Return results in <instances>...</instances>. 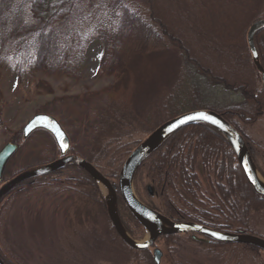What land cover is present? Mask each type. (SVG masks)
I'll use <instances>...</instances> for the list:
<instances>
[{
    "label": "trees",
    "instance_id": "16d2710c",
    "mask_svg": "<svg viewBox=\"0 0 264 264\" xmlns=\"http://www.w3.org/2000/svg\"><path fill=\"white\" fill-rule=\"evenodd\" d=\"M230 13L236 17L227 27L223 24L227 22L221 19ZM214 18L221 21H213ZM260 19H264V0H0V67L8 65L15 69L19 82L25 76L33 78L35 73L56 81H79L87 45L94 40L101 43L96 77L113 81V86L104 91H118L122 85L126 88L130 83L127 97L130 111L121 110L124 113L114 116L106 114V121L96 115L101 118L97 121L102 128H95L91 138L81 145L71 144L68 154L83 158L111 182L112 175H118L124 162L118 155L125 153L126 159L141 142L132 140L133 135H148L161 124H156L161 116L163 123L184 112L210 109L244 136V129L264 118L260 77L252 65L245 41L248 24ZM254 41L264 68V31L256 34ZM169 59L175 62L176 81L173 85L171 82L160 84V79L168 73L165 71ZM34 87L37 94L53 93L51 86L42 80ZM200 90L211 94L218 90L223 93V100L220 104L207 102L199 107L192 103L185 107V99L179 100L176 96L201 94ZM136 94H150L153 102L161 101V108L150 112L135 111L141 102ZM99 95L87 93L80 98L88 101ZM2 128L0 120V130ZM32 138L41 140L38 158L13 171L10 162L22 146L17 145L16 153L4 168L2 184L20 172L42 167L60 157L47 132L37 130L23 139L22 144ZM69 139L74 141V135L71 134ZM123 139L127 142L122 143ZM116 156L120 159L117 160ZM104 161L110 168L107 173L101 169ZM66 170L72 175L64 182L71 183L74 179L76 186H89L92 193L99 196L96 183L87 173L68 165L20 183L0 200V210L5 211L7 204L42 186L61 184L63 181L52 177ZM141 172L161 193L162 208L153 203L147 205L171 220L201 224L218 232L258 236L253 219L264 214V199L247 184L231 148L215 130L196 125L170 136L136 172L133 184L136 192L135 182ZM79 173L83 178L74 177ZM199 174L214 197L210 206L212 212L197 208L188 201L203 197ZM260 175L264 179V174ZM42 180L48 181L41 183ZM96 201L97 209L106 217L115 239L133 254L132 261L154 264L151 249L134 251L120 241L107 218L103 198L97 197ZM117 211L128 235L137 240L138 233L130 228L124 216L136 229L143 228L129 214L119 196ZM180 236L159 237L157 241L162 240L165 246H171ZM187 236L194 244L209 249L236 248L255 257L264 254L248 245L194 242L190 234ZM0 260L13 264L1 250Z\"/></svg>",
    "mask_w": 264,
    "mask_h": 264
},
{
    "label": "rangeland",
    "instance_id": "374dc122",
    "mask_svg": "<svg viewBox=\"0 0 264 264\" xmlns=\"http://www.w3.org/2000/svg\"><path fill=\"white\" fill-rule=\"evenodd\" d=\"M235 17L230 13L221 20L227 22L223 24L228 27L233 24ZM221 20L220 18L213 19L219 22ZM232 31L231 28L230 33ZM101 52L102 45L99 41L94 40L87 45L84 64L81 68L82 77L79 81L72 79L56 81L35 73L33 78L25 76L23 81L19 82L15 69L8 65L0 67V120L3 127L0 130V150L8 143L22 145L10 162V168L13 171H18L25 163L38 158L39 150L42 148L40 138H32L22 144V129L35 115L52 116L60 123L68 137L71 134L74 135V141L70 143L81 145L91 138L96 131L95 128L97 130L102 128L97 121L101 118L96 115L102 116L106 121L107 117H104L107 116L106 114L114 116L117 113H124L120 112L121 110L130 111L127 102L130 83L126 88L122 85L118 91H104L107 87L113 86V81L96 77ZM139 69H141L140 66ZM175 69L174 60L169 59L168 70L165 71L168 73L163 75L159 83L171 82L173 85L176 81ZM247 72L250 78L254 79L251 72ZM39 80L47 82L53 89V93H35L34 85ZM257 83H259L258 80ZM87 93L101 95L88 101L82 100L80 97ZM109 94H112V97ZM210 94V92L201 91V94H189L191 97L188 94H182V97L180 94L175 95L179 100L185 99L184 106L193 103L201 107L207 102L216 104L222 102L223 93L215 90L212 96ZM136 97L141 102L138 106L136 104L135 111L150 112L162 106L159 100L153 102L150 94H136ZM112 98L114 102L111 101ZM190 99L195 102H191ZM162 120L163 117H159L156 124L162 123ZM244 132L246 138L257 149L258 168L260 173L264 174V118L248 126ZM146 136L136 134L133 135L132 140L142 141ZM124 142H127V139H123L122 143ZM124 155L125 153H122L118 156L124 161ZM118 156L115 157L117 160L120 159ZM101 169L103 173H107L110 168L105 165L104 161ZM71 175L68 170L55 174L52 178L63 181L61 184L42 186L7 204L5 211L0 210V250L5 258L13 264H136L132 261L133 254L115 239L106 217L102 211L97 209V197L99 199L101 196L103 201L106 198L104 188L97 185L99 196H96L89 186L85 188L76 186L74 183L77 181L74 179L71 183L64 182ZM199 175L203 197H199L198 200L188 199V201L197 208L212 212L210 206L214 197L201 174ZM74 177L83 178L80 173L74 174ZM47 181L42 180L41 183ZM116 182L117 175L115 174L112 175L111 183L116 185ZM135 185L137 188L135 193L143 203H153L162 208L161 193L147 179L145 173H139ZM147 186L153 187V196L148 195ZM124 218L130 228L138 233L136 241H144L147 238L146 232L136 229L128 217L124 216ZM253 222L258 237L264 239V214L255 216ZM155 248L162 254L160 264H165L167 256L170 264H223L226 262V264H264V254L255 257V255H248L236 248L216 250L215 247H211L212 249H209L207 246L194 244L188 240L187 234L181 235L178 242L171 246H165L162 240L156 241ZM152 251L153 248L150 250L151 254Z\"/></svg>",
    "mask_w": 264,
    "mask_h": 264
},
{
    "label": "water",
    "instance_id": "95a60500",
    "mask_svg": "<svg viewBox=\"0 0 264 264\" xmlns=\"http://www.w3.org/2000/svg\"><path fill=\"white\" fill-rule=\"evenodd\" d=\"M261 31H264V19L257 20L248 27L245 34V41L252 65L260 77L264 94V68L260 63L259 54L254 41L256 34ZM253 53H256V55ZM201 113L212 117L217 123H213L212 120L198 118L187 119L188 117H197ZM196 125L207 126L224 138L231 148L247 184L257 196L264 199V179L258 173L242 135L217 112L210 109H197L179 114L164 121L153 129L124 160L117 175L116 185H113L92 164L83 158L68 154L71 146L70 139L55 118L45 114L35 115L23 127V139H27L37 130H43L52 137L60 157L42 167L20 172L9 181L2 184L4 168L17 151V145L14 143H8L3 146L0 150V200L9 194L17 185L26 180L54 173L68 165H74L86 172L96 185L104 188L106 192L104 204L107 218L117 237L131 250L144 251L150 249L159 237L192 234L201 236L203 239L212 242L252 246L264 252L263 238L242 232H218L193 222L173 221L157 210L143 204L136 196L133 185L134 177L142 163L170 136L186 127ZM64 145H66V147H64ZM146 190L149 196H153V187L147 186ZM118 196L129 214L146 232L147 238L144 241L139 242L132 239L124 229L117 211ZM192 239L195 241H202V239L196 238L195 236H192ZM152 255L154 264H160L162 256L161 251L154 249ZM0 264L5 263L0 260Z\"/></svg>",
    "mask_w": 264,
    "mask_h": 264
},
{
    "label": "flooded vegetation",
    "instance_id": "af4514ba",
    "mask_svg": "<svg viewBox=\"0 0 264 264\" xmlns=\"http://www.w3.org/2000/svg\"><path fill=\"white\" fill-rule=\"evenodd\" d=\"M242 137L244 138V141H245V143H246V146H247V148H248V150H249V153H250V155H251V158L253 159V162H254V164H255V166H256V168H257V170H259L260 171V169L258 168V160H257V155H256V147L254 146V145H252L251 144V142H250V140L248 139V138H246V136H244V135H242ZM147 205V204H146ZM148 207H149V205H148ZM151 208V207H150ZM152 209H154V208H152ZM154 210H156V209H154ZM158 211V210H157ZM192 236L193 235H191L190 234V239L192 240V241H194V242H212V241H209V240H206V239H203V237H199V239H202V241H195V240H193L192 239ZM196 237V236H195ZM197 238V237H196ZM153 249H155V246H153ZM152 258H153V255H152ZM221 258V257H220ZM220 258H218V261H220ZM161 260V259H160ZM154 262V261H153ZM169 263V257L167 256V259H165V264H168ZM227 263V262H226ZM226 263H223V264H226ZM170 264V263H169Z\"/></svg>",
    "mask_w": 264,
    "mask_h": 264
},
{
    "label": "snow or ice",
    "instance_id": "6c2138e0",
    "mask_svg": "<svg viewBox=\"0 0 264 264\" xmlns=\"http://www.w3.org/2000/svg\"><path fill=\"white\" fill-rule=\"evenodd\" d=\"M254 55H256V53H253ZM205 119V120H212L213 123H217V121L213 120L212 117H209L203 113L199 114L197 117H188L187 119ZM183 122V121H182ZM64 147H66V145H64Z\"/></svg>",
    "mask_w": 264,
    "mask_h": 264
}]
</instances>
